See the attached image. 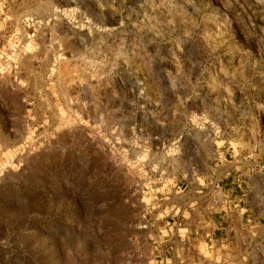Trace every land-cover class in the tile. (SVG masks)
Wrapping results in <instances>:
<instances>
[{"label":"rangeland","instance_id":"1","mask_svg":"<svg viewBox=\"0 0 264 264\" xmlns=\"http://www.w3.org/2000/svg\"><path fill=\"white\" fill-rule=\"evenodd\" d=\"M226 152L261 161V244L198 248L264 264V0H0V264H155L151 215Z\"/></svg>","mask_w":264,"mask_h":264},{"label":"crops","instance_id":"2","mask_svg":"<svg viewBox=\"0 0 264 264\" xmlns=\"http://www.w3.org/2000/svg\"><path fill=\"white\" fill-rule=\"evenodd\" d=\"M228 154L225 153V159L221 160L219 166L225 174L222 181L218 183L212 181L207 184L209 187L197 183L194 189L190 182H187L183 193L185 197L176 203L172 200L168 202L170 207L177 206L180 210L176 221H171L170 216L157 219L151 215V219H154L153 229L160 232L164 238L169 237L168 242L173 244L172 247L163 248L160 254L155 255V264H221L207 259L198 248L201 244L205 245V252L214 254L215 260L229 255L230 261L238 263L248 253L247 247L243 245L247 240L256 239L261 244V201L253 198L252 192L261 181L255 176L257 168L261 172V161L246 156L235 163L234 154L230 155L234 157L231 161L227 158ZM228 163L233 165L228 166ZM188 185L190 187L187 189ZM212 185L216 192L222 194L217 209H213L210 198L204 196L210 192ZM173 187L175 191H183L176 183ZM191 191L194 192V198L187 195ZM160 209L154 206V210ZM175 239L173 243L171 240Z\"/></svg>","mask_w":264,"mask_h":264}]
</instances>
